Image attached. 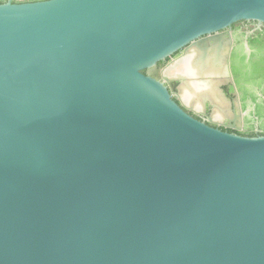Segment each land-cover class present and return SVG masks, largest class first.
<instances>
[{
  "label": "water",
  "instance_id": "obj_1",
  "mask_svg": "<svg viewBox=\"0 0 264 264\" xmlns=\"http://www.w3.org/2000/svg\"><path fill=\"white\" fill-rule=\"evenodd\" d=\"M241 19L264 0L0 3V264H264V135L142 72Z\"/></svg>",
  "mask_w": 264,
  "mask_h": 264
},
{
  "label": "flooded vegetation",
  "instance_id": "obj_2",
  "mask_svg": "<svg viewBox=\"0 0 264 264\" xmlns=\"http://www.w3.org/2000/svg\"><path fill=\"white\" fill-rule=\"evenodd\" d=\"M260 41L264 24L237 20L183 46L146 74L163 81L196 119L226 132L259 133L264 126V83L251 80L248 72L264 56Z\"/></svg>",
  "mask_w": 264,
  "mask_h": 264
},
{
  "label": "trees",
  "instance_id": "obj_3",
  "mask_svg": "<svg viewBox=\"0 0 264 264\" xmlns=\"http://www.w3.org/2000/svg\"><path fill=\"white\" fill-rule=\"evenodd\" d=\"M6 0H0V3L5 2ZM24 1H38V0H12L13 3H19ZM260 47L264 50V41H260ZM143 73H146V69L142 70ZM248 77L256 82L264 83V56H262L259 60L254 61L251 63ZM236 134L243 135V136H257V135H264V126H262V131L259 133L250 132H238Z\"/></svg>",
  "mask_w": 264,
  "mask_h": 264
}]
</instances>
